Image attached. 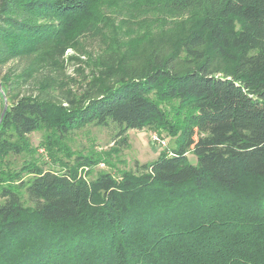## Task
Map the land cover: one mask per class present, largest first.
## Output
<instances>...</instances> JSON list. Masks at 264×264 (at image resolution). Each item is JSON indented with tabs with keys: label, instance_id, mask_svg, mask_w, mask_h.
Returning <instances> with one entry per match:
<instances>
[{
	"label": "trees",
	"instance_id": "1",
	"mask_svg": "<svg viewBox=\"0 0 264 264\" xmlns=\"http://www.w3.org/2000/svg\"><path fill=\"white\" fill-rule=\"evenodd\" d=\"M101 1L179 20L106 53L78 98L50 100L48 77L18 94L97 34ZM13 61L0 78V264H264V0H0V67ZM110 125L121 145L150 129L175 147L89 179L108 162L65 141ZM35 132L52 167L12 170L10 157L34 158Z\"/></svg>",
	"mask_w": 264,
	"mask_h": 264
},
{
	"label": "rangeland",
	"instance_id": "2",
	"mask_svg": "<svg viewBox=\"0 0 264 264\" xmlns=\"http://www.w3.org/2000/svg\"><path fill=\"white\" fill-rule=\"evenodd\" d=\"M93 20L97 34L81 36L76 46L65 52L61 70L37 75L32 83L20 87L17 93L37 95L39 82L43 80L42 78L48 77L54 82L48 91L50 100L60 102L68 92L78 98L86 89V84L91 81L97 64L106 53L117 46H129L134 42L145 44L160 33L170 31L173 23L179 19L170 18V15L157 5L139 6L101 1L95 10ZM23 64V62L13 61L1 66L0 78L9 72H18ZM0 98H2L0 106L4 108L7 106V101L1 85ZM116 133L112 125L106 128L87 126L84 129L73 131L65 141L74 154L93 155L108 162L109 165L100 163L95 166L89 179L95 178V175L100 172L112 175H116L119 171L136 173L142 165L156 161L161 152L170 151L175 147L174 139L150 129L128 130L125 134L126 143L124 145H121V140L116 137ZM154 135L159 142L152 140ZM28 138L31 148L35 150L34 158L29 155L12 156L8 159L11 169L16 171L23 162L32 159L44 169L52 167L51 159L41 144L43 133L35 132ZM186 157L191 165L196 164V157L191 152H188Z\"/></svg>",
	"mask_w": 264,
	"mask_h": 264
},
{
	"label": "water",
	"instance_id": "3",
	"mask_svg": "<svg viewBox=\"0 0 264 264\" xmlns=\"http://www.w3.org/2000/svg\"><path fill=\"white\" fill-rule=\"evenodd\" d=\"M6 108H7V106H4L3 111H2V113H1V116H0V122H1V119H2V117H3V114H4L5 110H6Z\"/></svg>",
	"mask_w": 264,
	"mask_h": 264
},
{
	"label": "built area",
	"instance_id": "4",
	"mask_svg": "<svg viewBox=\"0 0 264 264\" xmlns=\"http://www.w3.org/2000/svg\"><path fill=\"white\" fill-rule=\"evenodd\" d=\"M152 140L154 141V142H159V139L154 135V136H152Z\"/></svg>",
	"mask_w": 264,
	"mask_h": 264
}]
</instances>
